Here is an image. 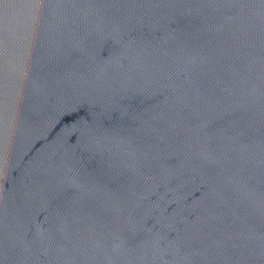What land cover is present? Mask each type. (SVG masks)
Listing matches in <instances>:
<instances>
[{
  "label": "water",
  "instance_id": "95a60500",
  "mask_svg": "<svg viewBox=\"0 0 264 264\" xmlns=\"http://www.w3.org/2000/svg\"><path fill=\"white\" fill-rule=\"evenodd\" d=\"M0 264H264V0H0Z\"/></svg>",
  "mask_w": 264,
  "mask_h": 264
}]
</instances>
